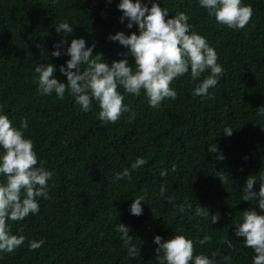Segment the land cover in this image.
I'll use <instances>...</instances> for the list:
<instances>
[{
	"label": "trees",
	"instance_id": "obj_1",
	"mask_svg": "<svg viewBox=\"0 0 264 264\" xmlns=\"http://www.w3.org/2000/svg\"><path fill=\"white\" fill-rule=\"evenodd\" d=\"M118 2L0 0V112L17 127L27 121L22 131L32 139L37 164L53 173L49 197L37 198L38 212L7 221L10 231L25 240L11 253L0 254V264H158L154 235L167 239L177 232L193 240L194 254L204 253L215 264H251L255 253L235 236L233 223L240 211L258 208L240 200L241 186L248 175L264 171V112L259 109L264 106V0H242L252 14L240 29L218 24L198 0H160L169 15L187 13L190 31L203 35L215 49L224 71L209 89L211 96L191 94L207 73L195 81L185 73L170 82L175 99L166 98L153 108L143 91L124 93L128 110L109 122L100 121L95 101L84 112L67 90L63 99L39 94L37 63H54V75L66 80L59 65L68 56H51L60 39L55 24L61 20L74 26L64 48L72 37L83 36L86 46L95 44L93 54L101 52V59L111 63L121 58L126 49L107 36L136 31V26L129 29L126 19L121 22ZM128 60L132 63L133 57ZM225 125L234 128L230 136L222 132ZM211 143L225 159L208 153ZM136 156L146 163L131 171V179L113 180L114 171ZM161 169L170 171L161 177ZM136 195L145 199L140 215L129 212ZM197 204L205 212H219L216 223H210V216L193 215ZM118 222L129 226L136 256L129 257L119 239L114 228ZM205 233L211 239L197 244ZM29 239L43 243L30 249Z\"/></svg>",
	"mask_w": 264,
	"mask_h": 264
},
{
	"label": "clouds",
	"instance_id": "obj_2",
	"mask_svg": "<svg viewBox=\"0 0 264 264\" xmlns=\"http://www.w3.org/2000/svg\"><path fill=\"white\" fill-rule=\"evenodd\" d=\"M201 8L209 17H214L218 24L231 29L243 28L249 21L252 9L242 0H198ZM117 8L121 11L120 20L126 19V27L136 26V31L125 33L118 30L109 33L107 39L119 42L126 52L120 59L111 63L101 59V52L93 54L95 44H87L83 36L72 37L64 48L65 37L73 33L74 26L67 19L55 24V31L60 39L55 41L51 56L67 55L68 59L59 65V71L66 80H58L54 73L57 67L54 63L40 62L34 67L37 74V92L41 95H52L63 99L65 91L74 98L80 110L88 112L92 101L99 106L96 113L100 121L115 122L122 111L128 106L123 103L124 93L140 95L141 91L147 97L150 107H159L166 98L175 99L177 92L170 87V82L178 76L189 73L192 80H197L192 89V95L206 98L212 95L223 67L217 62V53L205 37L191 29L189 15L179 11L169 15V9L162 7L160 0H119ZM103 54V53H102ZM128 56L133 57L129 63ZM83 65V69H81ZM123 89L119 91L118 89ZM264 112V106L259 107ZM27 127V121L22 119L20 126H15L7 114L0 112V254L11 253L20 246L25 236L10 231L7 221L23 220L29 213L36 214L39 210L37 198L49 197V180L53 173L41 162L37 164V155L33 149L32 139L24 135L22 129ZM232 127L225 125L224 135H231ZM208 153H216L215 159H225L216 143L208 145ZM146 163L142 156L119 171H114L112 179H131V171L139 169ZM172 165L170 170H174ZM169 169H161L159 175L164 177ZM223 183V176L219 175ZM259 184L258 190L254 184ZM240 200H249L257 207L240 211V218L233 224L235 236L242 237L243 244L251 247L255 253L251 264H264V171L248 175L241 186ZM161 196L165 194V186L159 188ZM170 199V197H169ZM141 201L143 195H136L129 205L133 215L142 214ZM197 204L193 215L210 216L214 224L219 218V212H205ZM120 234L119 239L127 246L129 257L136 256L135 244H131L129 226L123 222L114 225ZM211 235L205 233L197 244H205ZM156 245L155 253L158 264H215L214 258L197 252L194 254L193 240L185 234L177 232L167 239L156 234L153 237ZM232 247L230 240L224 241ZM42 240L29 239L27 246L36 249ZM226 261L230 257L224 258Z\"/></svg>",
	"mask_w": 264,
	"mask_h": 264
}]
</instances>
